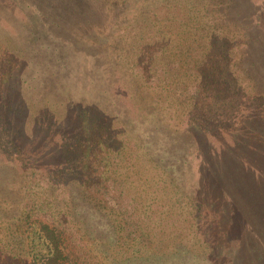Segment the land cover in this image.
Here are the masks:
<instances>
[{"label":"rangeland","instance_id":"374dc122","mask_svg":"<svg viewBox=\"0 0 264 264\" xmlns=\"http://www.w3.org/2000/svg\"><path fill=\"white\" fill-rule=\"evenodd\" d=\"M225 1L238 17L264 18V0ZM135 2L0 0V218L15 222L18 211L34 209L47 199L51 183L65 194L64 182L56 177L67 156L57 150L64 143L70 152L85 147L82 125L99 126L112 147L120 148L129 140L126 120L155 113L158 106L148 104L152 95L146 86L166 91L161 88L170 74L165 63L149 64L142 44H153L155 31H146L141 6L124 17L120 5ZM176 91L162 116L174 129L172 136L180 133L178 142L188 149L177 150L175 142L165 139L154 153L158 158L160 149L164 168H176L173 175L179 180L172 184L178 187L166 175L174 195L162 200L154 193L150 213L128 215L131 227L136 221L151 225L156 245L170 247L172 258L161 255V264H264V126L250 120L233 137L230 125L213 121V137L193 144L198 135L184 130L198 116L189 107L177 110L189 97L180 98L182 91ZM82 112L87 118L79 116ZM222 128L231 132L222 136ZM142 132L134 133L140 137ZM127 201L121 200L124 207ZM177 204L184 210L175 212ZM193 207L200 210L193 213ZM132 230L125 235L136 238L143 228Z\"/></svg>","mask_w":264,"mask_h":264},{"label":"trees","instance_id":"16d2710c","mask_svg":"<svg viewBox=\"0 0 264 264\" xmlns=\"http://www.w3.org/2000/svg\"><path fill=\"white\" fill-rule=\"evenodd\" d=\"M125 5H120L125 19L128 11L140 5L146 31H155L154 43L142 44L149 64L156 65L158 60L169 69L168 81L161 88L166 91L146 86L152 95L148 104L158 108L142 119L126 120L129 140L120 148H113L102 128L92 123L81 127L86 149L79 145L70 152L65 143L58 147L67 157L56 179L64 182L60 186L66 192L58 194L51 183L47 199L34 209L18 211L15 222L0 218V264H161V255L172 258L170 247L156 245L151 225L136 221L131 227L128 215L150 213L154 193H160L162 200L170 192L174 195L175 191L168 190L166 175L173 176L171 185L178 187L179 176L173 175L176 168H164L159 162L160 149L158 158L154 153L165 139L175 142L177 150L188 149L178 142L180 133L172 136L174 129L162 116L169 100L177 98L176 90L182 91L180 98L186 93L189 97L180 101V113L190 108L205 118L204 123L194 118L195 124L190 122L184 130L198 135L193 144H206L213 137V121L232 128V132L222 128V136L231 132L234 137L253 119L264 126V18L238 17L225 0H137ZM146 36L145 32L140 37ZM83 113L79 116L87 118ZM141 129L144 135L136 137L134 132ZM182 169L178 167V171ZM159 182L161 189H156ZM124 198H128L127 207L121 203ZM200 207H193V213ZM173 208L175 212L184 210L179 204ZM135 227L143 228L138 237L125 235ZM146 246L149 249L143 252Z\"/></svg>","mask_w":264,"mask_h":264}]
</instances>
